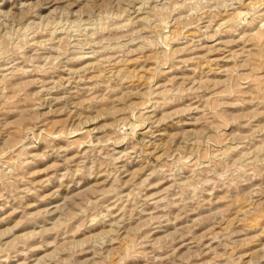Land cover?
I'll return each instance as SVG.
<instances>
[{
	"label": "rangeland",
	"instance_id": "obj_1",
	"mask_svg": "<svg viewBox=\"0 0 264 264\" xmlns=\"http://www.w3.org/2000/svg\"><path fill=\"white\" fill-rule=\"evenodd\" d=\"M0 264H264V0H0Z\"/></svg>",
	"mask_w": 264,
	"mask_h": 264
}]
</instances>
